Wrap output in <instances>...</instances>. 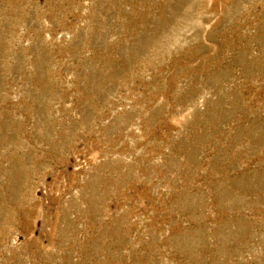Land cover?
Returning a JSON list of instances; mask_svg holds the SVG:
<instances>
[{"label":"rangeland","instance_id":"obj_1","mask_svg":"<svg viewBox=\"0 0 264 264\" xmlns=\"http://www.w3.org/2000/svg\"><path fill=\"white\" fill-rule=\"evenodd\" d=\"M0 264H264V0H0Z\"/></svg>","mask_w":264,"mask_h":264}]
</instances>
